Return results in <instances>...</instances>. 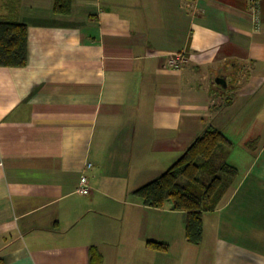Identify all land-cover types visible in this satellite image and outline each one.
Returning <instances> with one entry per match:
<instances>
[{"label":"crops","instance_id":"0c3cea01","mask_svg":"<svg viewBox=\"0 0 264 264\" xmlns=\"http://www.w3.org/2000/svg\"><path fill=\"white\" fill-rule=\"evenodd\" d=\"M254 1L259 26L251 0H71L68 15L54 0H0V21L28 30L27 66L0 67V264H91L92 250L100 264H264V0ZM208 126L230 142L247 136L229 155L233 188L192 245L182 212L133 191Z\"/></svg>","mask_w":264,"mask_h":264},{"label":"trees","instance_id":"16d2710c","mask_svg":"<svg viewBox=\"0 0 264 264\" xmlns=\"http://www.w3.org/2000/svg\"><path fill=\"white\" fill-rule=\"evenodd\" d=\"M71 9V0H54L55 14L68 15ZM27 44L28 30L25 25L0 21V67H26ZM231 148L232 143L220 130L208 126L168 170L135 189L133 195L151 208H162L169 202L173 210L184 214L186 241L199 245L204 214L222 204L238 175V170L228 164ZM146 245L154 251H168L167 245ZM100 263V255L92 250L91 264Z\"/></svg>","mask_w":264,"mask_h":264},{"label":"built area","instance_id":"2783aa9c","mask_svg":"<svg viewBox=\"0 0 264 264\" xmlns=\"http://www.w3.org/2000/svg\"><path fill=\"white\" fill-rule=\"evenodd\" d=\"M251 4H252V12L254 13V17H255V23L256 26L260 25V20L258 18V14L256 13V2L254 0H251ZM179 56H174L171 61H170V65H176L177 61L179 60ZM91 165H87V168H90ZM77 192L81 195H88L89 194V188H88V179L86 176H81L80 181H79V188L77 189Z\"/></svg>","mask_w":264,"mask_h":264},{"label":"rangeland","instance_id":"374dc122","mask_svg":"<svg viewBox=\"0 0 264 264\" xmlns=\"http://www.w3.org/2000/svg\"><path fill=\"white\" fill-rule=\"evenodd\" d=\"M219 89V91H222V89L219 87L218 88ZM229 136V135H228ZM245 136H247V133H239L238 135L237 134H235L234 136H233V139H231V136H229L230 137V139H231V142H233V145H232V147L234 146L235 147V153H239V152H241L242 150H239L238 148H239V146H240V143H241V141L244 139V137ZM231 151H233V149L231 148ZM234 160H229L228 159V164H230V165H232V166H235L234 164H236V160L233 162ZM238 169H240L239 167H237Z\"/></svg>","mask_w":264,"mask_h":264},{"label":"water","instance_id":"95a60500","mask_svg":"<svg viewBox=\"0 0 264 264\" xmlns=\"http://www.w3.org/2000/svg\"><path fill=\"white\" fill-rule=\"evenodd\" d=\"M214 82L218 88L220 87L222 89V91L227 89V82L225 76L217 77Z\"/></svg>","mask_w":264,"mask_h":264}]
</instances>
